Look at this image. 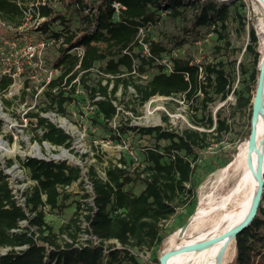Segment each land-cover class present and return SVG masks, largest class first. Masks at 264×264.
Returning <instances> with one entry per match:
<instances>
[{"label":"trees","instance_id":"trees-1","mask_svg":"<svg viewBox=\"0 0 264 264\" xmlns=\"http://www.w3.org/2000/svg\"><path fill=\"white\" fill-rule=\"evenodd\" d=\"M37 1L40 2L0 0V36L6 33L3 32L5 28L17 30L24 26L28 18L38 16L41 19L36 28L39 37L53 39L51 45L57 47V55L52 60H43L44 67L57 68L58 75L48 82H42L41 95L47 104L41 111L51 109L64 113V105L74 101L71 94L75 91V79L86 88L98 116L103 119V128L109 131L114 130L107 124L117 113L113 101L117 100L115 93L119 86L124 91L131 86L135 91L133 99L140 105L154 95H179L183 100L193 98L196 113L204 109L205 102H213L214 99L208 96L210 93L219 100H225L235 92L223 63H196L185 53L176 57L170 55L172 51L180 50L188 38L193 43L198 38L199 28L211 30L218 39L229 45L227 36L231 2L114 0L119 4L115 8L112 0H44L39 4ZM162 11H167L166 15L171 19L180 17L186 24L180 35L166 41L145 39L150 56L142 57L139 54V32L156 25ZM187 13H191L189 18ZM238 25L244 27L241 16ZM249 36L250 44L246 48L253 53L257 65L260 54L251 46L257 44L255 30L251 29ZM74 47L82 49L81 57L73 51ZM165 56L171 60L169 72L158 62ZM95 67L100 73L97 81L90 77ZM145 67L154 68L156 73L141 81L142 78L136 74L143 75ZM256 76L258 70H255L252 79H256ZM88 81L92 84H86ZM11 83L10 75L2 76L0 90H7ZM96 95L100 98L94 100ZM242 99L241 96L236 99L238 107H244L250 101V98ZM217 114L218 125L212 131H207L214 123L211 113L206 118V124L196 123L197 127L203 126L205 130L174 132L160 126H129L128 123L115 128L118 133L132 129L141 135H153L157 140H168L169 144L163 150H158L159 147L146 148L143 177L139 173H135L134 178L129 176L123 158L107 163L105 179L97 174L94 165L89 167L96 210L92 216L90 213L85 216L89 222L86 231L100 240L99 245L89 242L76 245L81 230L79 213L82 209L88 212L92 210L84 201L76 203L73 216L57 231L46 221L48 212L65 208L69 197L65 187L80 177L78 166L33 157L20 161L33 182L23 193V205H19L14 198L8 175L0 166V251L7 249L5 253H0V264H146L131 252L161 244L171 230H167L164 223L177 212L182 197L195 195L194 185L187 187V184L191 182L199 154L206 148L205 140L213 132L218 135L227 129L224 120L219 118L220 113ZM26 116L35 118L36 126L42 130L39 141L70 147L72 137L61 128L41 117L38 112L30 111ZM112 135L113 139L119 138ZM5 163L9 166L11 161ZM134 179L144 184L139 194L125 189L126 184ZM44 207L48 208L47 211ZM21 222L25 224L21 225ZM234 240L235 256L229 264H264V208L260 204L249 226L237 233ZM154 262L159 264L158 259Z\"/></svg>","mask_w":264,"mask_h":264},{"label":"rangeland","instance_id":"rangeland-1","mask_svg":"<svg viewBox=\"0 0 264 264\" xmlns=\"http://www.w3.org/2000/svg\"><path fill=\"white\" fill-rule=\"evenodd\" d=\"M215 1L219 4L231 2L227 36L229 45L218 39L211 30L199 28L198 38L193 43H191V38H188L180 50H174L170 55L175 54L177 56L185 53L196 63H223L226 71L230 74L232 90L235 92L229 94L225 100H219L210 93L208 96L214 99L213 102H205L204 109L196 113L193 98L183 100L179 95L168 97L154 95L140 105L133 99L135 91L131 86L126 91L119 86L115 93L117 100L113 101L118 112L107 124V127L114 128L113 131L103 128V119L98 116L92 103L93 100L90 99L89 93L80 82L79 84L76 83L75 91L71 94L74 101L64 105V113H57L51 109L45 112L41 111V108L47 104V100L41 95L42 82H47L50 77L49 69L52 68L44 67L45 60L43 58L52 60L57 55V47L54 45L47 46L39 53L41 55L39 61H34L26 54L25 46L28 43L35 44L42 39L36 31L37 21L29 18L24 26L17 30L5 28L3 32L6 33L0 36V79L4 75H10L12 83L7 90H0V141L15 149L16 152L8 154L0 151V159L4 165L5 162L11 161L6 168L11 169L8 180L12 192L16 196H20L33 184L26 171L21 167L23 160L34 156L32 154L33 146H38L48 159H50L51 154L58 155L61 148H65L52 145L46 141H39L38 138L42 135V130L36 126L35 118L26 116L27 112H38L41 117L59 128H61L59 118H65L70 126L67 129H61L72 137L71 145L67 148L68 158L61 156L53 160L73 166L81 165L87 169L94 165L97 174L102 178H105L104 168L107 163L118 162L121 158L126 162V170L129 176L134 178L135 173H139L143 177L145 175L143 168L146 164L144 159L146 148L159 147L158 150H163L162 148L169 144L168 140H157L153 135H141L132 129L118 133L115 128L120 124L128 123L129 126L140 125L145 127L160 126L165 130L174 132H181L184 129L205 130L203 126L197 127L196 123L206 124V118L211 113L214 123L207 131H212L213 127L218 125L217 113L219 112V118L224 120L227 129L218 135L213 132L205 140L206 148L199 154L196 161L197 167L191 182L187 184V187L194 185L195 195L187 194L182 197L177 212L164 223L167 230H171L161 244L154 245L150 249L134 250V252L142 255L140 259L146 264H157L154 260L163 253L167 238L182 226L195 211L201 184L218 167H222L232 158V155L238 150V146L247 141L250 132L246 126H248L251 97L257 79L256 76V79L253 80L252 75L255 70H258V63L255 65L254 55L246 47L250 44L249 32L253 29L257 37V44L251 46L259 54L261 53L260 44L261 40L264 39V32L260 33L259 20L264 21V8L256 0ZM112 6L117 8L119 4L112 0ZM166 14L167 11H162L160 21L156 25L142 30L139 37L148 41H166L173 36L180 35L186 22L180 17L171 19ZM187 14L189 18L191 13ZM239 16L242 18L243 28L238 25ZM135 62L138 63V61ZM145 68L146 72L143 75L136 74L142 78L141 81L147 80L156 73L154 68ZM57 74L55 73L51 77H55ZM99 76L98 68H93L90 73L91 80L97 81ZM102 83L104 84L105 80ZM86 84L91 85L92 83L88 81ZM239 96L243 99L250 98L249 103L244 107H238L236 99ZM5 102H9V104ZM46 114H53L55 117L50 119L45 116ZM112 134L119 136V138L113 139ZM46 147H48V152ZM14 165H18V168ZM12 166L15 168L12 169ZM143 187L144 184L141 180L134 179L126 184L125 189L132 194H139ZM67 192L69 197L65 202V208L61 211L48 212L46 215V221L55 231L73 216L76 203L83 201L82 198L86 190L82 182H74ZM260 205L264 208V199H261ZM20 224L24 225L25 222ZM235 250L234 240V252L226 264L232 261Z\"/></svg>","mask_w":264,"mask_h":264},{"label":"bare ground","instance_id":"bare-ground-1","mask_svg":"<svg viewBox=\"0 0 264 264\" xmlns=\"http://www.w3.org/2000/svg\"><path fill=\"white\" fill-rule=\"evenodd\" d=\"M256 1L264 8V4L260 0ZM259 30L260 33L264 32L263 20H259ZM261 41L258 64L264 60V39ZM253 95L254 91L252 97ZM251 112L252 110L247 120L248 126H246L249 130L253 126ZM54 117L53 114H48V118L53 119ZM59 124L65 129L70 126L65 118H59ZM254 128L257 135L255 147L250 154V163L247 141L240 142L241 144L232 158L222 167H218L201 184L195 211L182 226L167 238L164 244L163 253L181 250L169 257L166 264H226L228 258L233 254L234 237L232 233L248 214L256 192V170L260 163L262 172H264L263 107L258 111ZM46 150L48 152V147ZM0 151L8 154L16 152L15 149L10 148L2 141H0ZM32 154L44 156L38 146L32 147ZM61 156L68 158L67 152L64 150H61L60 154L54 155V158ZM262 180L264 181V176H262Z\"/></svg>","mask_w":264,"mask_h":264},{"label":"built area","instance_id":"built-area-1","mask_svg":"<svg viewBox=\"0 0 264 264\" xmlns=\"http://www.w3.org/2000/svg\"><path fill=\"white\" fill-rule=\"evenodd\" d=\"M42 1H44V0H40V2H42ZM40 2H36L37 4H39ZM37 16V15H36ZM29 19V18H28ZM35 20L37 21V23H38V21H40L41 19L40 18H38V16L35 18ZM142 30H140V32H141ZM139 32V33H140ZM54 41H53V39H50V40H45V39H41V40H39V41H37L35 44H32V43H28L26 46H25V52H26V54H28V56H30L31 57V59L33 58V60L34 61H39V59H40V52L42 51V50H44L47 46H49V45H51L52 43H53ZM138 42H139V54H140V56H142V57H148V56H150V50H149V45H148V42H145L142 38H140L139 37V39H138ZM73 51L74 52H76V54L79 56V57H81V55L83 54V51H82V49L80 48V47H74L73 48ZM173 57H176V55L174 54V55H172ZM158 62L160 63V64H162V65H164V68H165V70H166V72H169V71H171V60H170V58L168 57V56H165V57H162L160 60H158ZM49 75H50V77L47 79V82L49 81V80H51L52 78H54V77H51L53 74H55V73H58V69L57 68H54V67H52V68H50L49 69ZM58 75V74H57ZM56 75V76H57ZM109 77H111V76H109ZM74 83H78L79 84V81H78V79H75L74 81H73ZM72 82V83H73ZM111 87V86H110ZM168 97V96H167ZM100 97L98 96V95H96L95 97H94V100H97V99H99ZM117 112H118V109H117ZM117 114V113H116ZM115 114V115H116ZM114 115V116H115ZM110 123V122H109ZM60 125V124H59ZM61 126V125H60ZM62 127V126H61ZM61 150H64V151H66V152H68V149L67 148H61ZM61 153V152H60ZM69 154V153H68ZM51 156L54 158V154H51ZM51 156H50V158H51ZM57 158H59V157H57ZM54 162H59V161H54ZM0 166H1V168H2V170L4 171V173L5 174H9L11 171V169H7L6 168V164L4 165V163H3V161L0 159ZM14 166H17V168H18V165H14ZM118 166H121V163H118ZM13 167V166H12ZM11 167V168H12ZM79 168H80V177L78 178V180L77 181H75V182H82V184H83V187L85 188V190H86V197L85 198H83L82 200L85 202V203H87L89 206H91L92 207V210L90 211V212H88V211H85V210H81L80 211V213H79V217H78V220H79V225H80V228H81V230H80V232L78 233V238H77V243H76V245L77 246H79V245H86V244H88L87 242H89L91 245H99V243H100V240L96 237V236H94V235H92V234H90V233H88L86 230L87 229H89V222L86 220V215H88L89 213H90V215L92 216L93 215V213L95 212V210H96V208L94 207V204H93V199H94V193H93V187H92V183H91V180L89 179V174H88V170H89V168L87 169V168H84L83 166H81V165H79L78 166ZM19 172H21V170H19ZM8 177H9V175H8ZM102 178V177H101ZM103 179H105V178H103ZM8 183H9V180H8ZM74 183V182H73ZM73 183L71 184V185H69V186H66L65 187V190L67 191V190H69L71 187H72V185H73ZM10 186V185H9ZM11 188V187H10ZM12 190V189H11ZM12 194L14 195V198L17 200V203L19 204V205H23V202H24V196H23V193H21L20 194V196H16L13 192H12ZM47 207H44V210L45 211H47ZM63 238L65 239V240H67V241H71V240H69L68 238H66V236H63ZM109 242H114V241H109ZM117 244V243H116ZM6 248H4V249H2L1 251H0V253H5L6 252ZM132 254H135V255H137L138 257H142V255L140 254V253H136V252H134V251H132L131 252Z\"/></svg>","mask_w":264,"mask_h":264},{"label":"water","instance_id":"water-1","mask_svg":"<svg viewBox=\"0 0 264 264\" xmlns=\"http://www.w3.org/2000/svg\"><path fill=\"white\" fill-rule=\"evenodd\" d=\"M260 1L264 4V0H260ZM263 95H264V60L260 64H258V76L255 82L254 95L251 99V110H252L251 119L253 122V126L250 129L249 136L246 142L249 163H250V154L255 147V141H256V135H257L256 129L254 128V123L256 122L258 111L260 110L261 107L264 108ZM45 116L48 117V114H46ZM32 157L40 159V160H53L54 159L53 157L48 159L45 156L40 157V156H35V155ZM263 175H264V172H262V167L260 163V165L257 167V170H256L257 186H256V192H255L254 198L251 202V206L249 208L247 216L242 221V223L233 231L232 233L233 237H235V235L239 233L240 231H242L244 228L248 227L253 217L256 215L258 206L260 204L262 195L264 193V181L262 180ZM180 251L176 250V251H168V252L162 253L158 258L159 264H166L169 257H171L172 255Z\"/></svg>","mask_w":264,"mask_h":264}]
</instances>
